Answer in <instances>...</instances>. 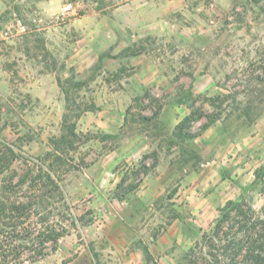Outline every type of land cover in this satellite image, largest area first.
I'll return each instance as SVG.
<instances>
[{"label":"rangeland","instance_id":"374dc122","mask_svg":"<svg viewBox=\"0 0 264 264\" xmlns=\"http://www.w3.org/2000/svg\"><path fill=\"white\" fill-rule=\"evenodd\" d=\"M85 1L65 21L33 8L0 27L29 24L0 36L21 42L0 61V188L44 161L61 188L47 225L67 230L15 264H178L228 200L264 204V0H202L197 23L95 61L74 58L65 28Z\"/></svg>","mask_w":264,"mask_h":264},{"label":"trees","instance_id":"16d2710c","mask_svg":"<svg viewBox=\"0 0 264 264\" xmlns=\"http://www.w3.org/2000/svg\"><path fill=\"white\" fill-rule=\"evenodd\" d=\"M67 95L70 99L69 93ZM67 128L76 136L73 127ZM53 173L42 161L23 173L15 170L3 180L0 188V264L20 263L26 253L37 261L47 255L49 245L53 251L58 249L67 230L47 225L50 220L47 198L61 192ZM15 178L18 180L14 181ZM255 178L264 194V165L256 169ZM28 183L29 189L25 190ZM178 264H264V204L258 210L246 199L228 200L211 228Z\"/></svg>","mask_w":264,"mask_h":264},{"label":"crops","instance_id":"0c3cea01","mask_svg":"<svg viewBox=\"0 0 264 264\" xmlns=\"http://www.w3.org/2000/svg\"><path fill=\"white\" fill-rule=\"evenodd\" d=\"M66 1L0 0V27L14 11L26 13L34 8L51 17ZM88 3V8L81 15L65 24L66 29L74 25L78 31L73 55L76 59H88L90 55L95 61L104 53L116 55L123 48L138 45L146 38L158 40L166 31L180 28L184 21L197 23L203 15L198 12L203 6L202 0H88ZM52 28L49 25L48 29ZM20 43L17 39L10 40L5 44L6 48L4 43H0V61L5 57V51L11 49L10 54H13ZM77 263L74 260L49 264Z\"/></svg>","mask_w":264,"mask_h":264},{"label":"built area","instance_id":"2783aa9c","mask_svg":"<svg viewBox=\"0 0 264 264\" xmlns=\"http://www.w3.org/2000/svg\"><path fill=\"white\" fill-rule=\"evenodd\" d=\"M87 6L85 0L66 1L59 11L55 13L53 19L56 21H65L71 16L78 15ZM45 15L42 12H36L32 21L35 23L44 22ZM29 30V24L25 19L17 13H14L12 17L6 22L0 36L4 39L14 38L22 34L27 33Z\"/></svg>","mask_w":264,"mask_h":264}]
</instances>
